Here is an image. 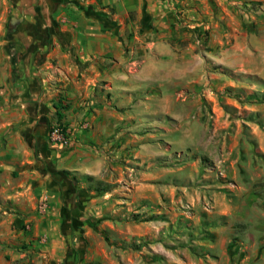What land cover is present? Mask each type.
<instances>
[{
  "label": "crops",
  "instance_id": "crops-1",
  "mask_svg": "<svg viewBox=\"0 0 264 264\" xmlns=\"http://www.w3.org/2000/svg\"><path fill=\"white\" fill-rule=\"evenodd\" d=\"M233 72L264 81V0H0V264H97L84 177L127 174L142 123Z\"/></svg>",
  "mask_w": 264,
  "mask_h": 264
},
{
  "label": "rangeland",
  "instance_id": "rangeland-1",
  "mask_svg": "<svg viewBox=\"0 0 264 264\" xmlns=\"http://www.w3.org/2000/svg\"><path fill=\"white\" fill-rule=\"evenodd\" d=\"M222 75L193 110L138 127L101 196L97 264H264V81Z\"/></svg>",
  "mask_w": 264,
  "mask_h": 264
},
{
  "label": "trees",
  "instance_id": "trees-1",
  "mask_svg": "<svg viewBox=\"0 0 264 264\" xmlns=\"http://www.w3.org/2000/svg\"><path fill=\"white\" fill-rule=\"evenodd\" d=\"M224 71V73L226 74L231 73L226 69ZM68 107L69 106L67 104H64V101L62 99H58V101L55 103L57 124L62 127L64 131H67L66 127L64 126L63 120L65 117V111L68 110ZM84 179L88 181L87 183L89 185V189L96 192L97 194L109 193L115 188V185L113 184H108L102 181H95V179L90 176H85Z\"/></svg>",
  "mask_w": 264,
  "mask_h": 264
},
{
  "label": "built area",
  "instance_id": "built-area-1",
  "mask_svg": "<svg viewBox=\"0 0 264 264\" xmlns=\"http://www.w3.org/2000/svg\"><path fill=\"white\" fill-rule=\"evenodd\" d=\"M50 137L53 142H58L62 145H68L70 143L67 131H64L58 124L51 131Z\"/></svg>",
  "mask_w": 264,
  "mask_h": 264
}]
</instances>
